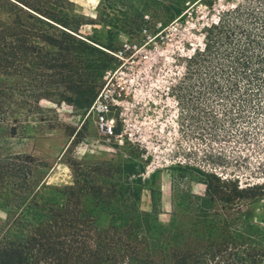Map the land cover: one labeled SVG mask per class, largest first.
Instances as JSON below:
<instances>
[{
  "label": "trees",
  "instance_id": "1",
  "mask_svg": "<svg viewBox=\"0 0 264 264\" xmlns=\"http://www.w3.org/2000/svg\"><path fill=\"white\" fill-rule=\"evenodd\" d=\"M166 1L100 0L91 18L70 0H0V264H264V216L255 207L264 183L181 164L164 224L156 175L143 180L142 165L73 161L72 182L59 186L47 181L48 163L14 151L46 129L53 111L43 101L90 108L116 64L120 25L135 26L146 10L179 16L198 0ZM87 25L96 27L91 38ZM204 34L178 85L184 113L202 130L235 127L250 143L264 133V0L225 11ZM210 98L223 103L224 119Z\"/></svg>",
  "mask_w": 264,
  "mask_h": 264
},
{
  "label": "rangeland",
  "instance_id": "2",
  "mask_svg": "<svg viewBox=\"0 0 264 264\" xmlns=\"http://www.w3.org/2000/svg\"><path fill=\"white\" fill-rule=\"evenodd\" d=\"M70 1L80 14L96 17L100 0ZM245 1H192L182 15L173 17L170 13L162 12L155 17L146 10L135 26L129 28L120 25L123 31L115 38L114 52H110L116 64L106 72L103 84L107 82L106 77L111 80L118 77L121 71L126 73L122 77L131 104L126 105L127 115L122 125L127 131L125 137L129 146L118 150L113 143L104 141L93 116L88 114L89 108L78 111L73 106L43 101L42 106L53 111L48 116L46 129L36 137L18 143L14 151L26 152L48 163L50 170L47 181L59 186L72 182L73 171L69 163L73 161H109L117 165L134 162L142 165L145 167L143 180L150 179L153 173L156 175V187L162 197L160 220L164 224L170 220L172 177L178 173L176 168L181 164L237 179L242 185L264 183L262 131L247 143L235 127L229 126L226 130L219 128L217 132L202 130L195 121L188 122L187 113H184V106L179 100V82L184 77L187 60L196 50L204 47L205 28L216 24L222 13ZM159 3L167 5L168 1L159 0ZM138 6L142 7L140 4ZM94 28L87 25L82 29V34L91 38L95 35ZM99 39L108 42L104 31L99 34ZM188 100L196 103L197 94H192ZM209 100L215 114L224 119L223 103ZM263 120L261 122L264 123ZM78 132L77 139L81 143L72 145L63 156ZM248 132L251 134L253 131L248 128ZM191 189L197 194L204 192V186L197 182L191 183ZM255 207L257 213L264 216V200ZM142 208L151 210L149 186L142 192Z\"/></svg>",
  "mask_w": 264,
  "mask_h": 264
},
{
  "label": "built area",
  "instance_id": "3",
  "mask_svg": "<svg viewBox=\"0 0 264 264\" xmlns=\"http://www.w3.org/2000/svg\"><path fill=\"white\" fill-rule=\"evenodd\" d=\"M113 54L121 58L118 54ZM124 75L126 73L121 71L115 79L108 80L106 77L107 82L102 85L88 109V114L93 116L101 138L108 143H113L118 150L130 145L125 137L127 131L122 125V121H125L123 118L127 115L126 105L131 104L122 77Z\"/></svg>",
  "mask_w": 264,
  "mask_h": 264
}]
</instances>
